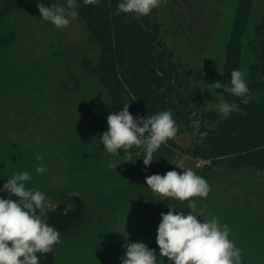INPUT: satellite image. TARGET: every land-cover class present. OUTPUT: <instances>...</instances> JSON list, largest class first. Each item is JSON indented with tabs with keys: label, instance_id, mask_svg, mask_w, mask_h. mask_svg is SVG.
Here are the masks:
<instances>
[{
	"label": "rangeland",
	"instance_id": "obj_1",
	"mask_svg": "<svg viewBox=\"0 0 264 264\" xmlns=\"http://www.w3.org/2000/svg\"><path fill=\"white\" fill-rule=\"evenodd\" d=\"M234 1L216 0L214 19L208 18L211 7H204L205 0L160 2L181 23V46H200L192 23L203 35L211 54L195 55L193 67L207 91V107L218 103L219 90L212 84L222 63ZM38 3L67 7L66 0H0V34L10 39L0 49V187L14 173L27 171L32 179L26 187L41 191L47 207L62 194L82 198L83 216L60 236L54 264H117L125 243L152 238L169 206L185 214L192 209L202 220L218 218L229 226V239L241 250L243 264H264V169L229 167L226 160L212 163L183 150L174 170L180 174L192 169L203 177L211 189L207 198L180 201L153 192L145 177L165 174L157 164L146 168L136 146L126 152L118 149L117 156L100 144L108 128L106 117L115 107L95 76L81 66L84 57L96 61L97 44L78 16L70 26L56 29L39 18ZM263 11L264 0H254L242 65L247 84L252 57L247 44ZM191 138L183 134L176 139L187 149ZM37 155L44 158V173L35 171L41 163ZM157 264L169 261L158 257Z\"/></svg>",
	"mask_w": 264,
	"mask_h": 264
},
{
	"label": "trees",
	"instance_id": "obj_2",
	"mask_svg": "<svg viewBox=\"0 0 264 264\" xmlns=\"http://www.w3.org/2000/svg\"><path fill=\"white\" fill-rule=\"evenodd\" d=\"M175 1L180 3V0ZM205 2L204 7H211L208 18L214 19L212 13L218 7L216 0ZM117 4L118 0H100L98 5L77 0L78 18L99 49L96 61L84 57L81 66L104 88L115 112L127 102L134 117L171 110L179 131L153 153V162L164 173L174 170L184 150L191 157L212 163L226 160L229 167L264 169V11L247 44L252 55L248 87L254 99L244 105L240 102L242 98L223 94V99L242 109L224 118L215 107H207V91L202 89L200 73L193 67L195 55L203 58L211 54L196 24L192 26L197 30L194 37L200 46H181V23L167 15L162 5L141 17L116 15ZM253 10L254 0L234 1L215 82L227 84L232 70L242 71L244 43ZM9 43V37L0 34V49ZM195 44L192 40L191 45ZM193 49H198V53ZM183 134L192 136L187 149L176 139ZM138 150L142 157L143 149ZM0 197L8 198V195L0 194ZM12 198L16 199L14 195ZM84 210L80 196L66 193L60 195L52 207H45L44 218L61 236L80 221ZM144 244L156 253L159 251L156 230ZM57 245H53L49 253H37L39 264H54Z\"/></svg>",
	"mask_w": 264,
	"mask_h": 264
},
{
	"label": "clouds",
	"instance_id": "obj_3",
	"mask_svg": "<svg viewBox=\"0 0 264 264\" xmlns=\"http://www.w3.org/2000/svg\"><path fill=\"white\" fill-rule=\"evenodd\" d=\"M84 2L98 5L100 0ZM160 2L118 0L115 14L147 16ZM66 4L67 7H49L38 3L39 18L50 22L56 29L70 26L78 16L75 10L77 0H66ZM212 86L219 90L216 110L224 118L233 112H242V109L238 104L223 99V94L242 98L240 102L244 105L254 99L249 94L246 73L239 69L231 71L227 84L217 81ZM128 109L127 102L121 110L109 113L106 117L108 128L99 141L104 151L117 156L118 149L126 152L132 146L142 148V162L147 168L154 161L153 153L177 135L179 125L170 109L147 117H134ZM35 159L41 161L35 167L36 173L46 172L43 156L37 155ZM117 164L110 167L115 168ZM31 179L32 175L27 171L14 173L0 187V192L8 194V198L0 197V264H39L37 253H49L53 245L61 242L60 232L44 218L45 195L26 187V182ZM145 184L162 197L180 201L192 197L207 198L211 190L207 181L192 169H185L180 174L175 170L164 175L152 174L145 177ZM13 195L16 199L12 198ZM200 216L192 209L185 214L169 206L167 213L160 214L156 229L159 256L155 249H150L143 242H127L123 245L125 251L120 264H157L158 257H167L169 264H243L241 250L229 239V226L221 224L216 217L202 220L198 219Z\"/></svg>",
	"mask_w": 264,
	"mask_h": 264
}]
</instances>
